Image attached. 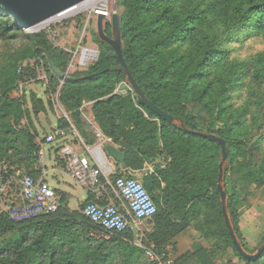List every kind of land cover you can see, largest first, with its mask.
<instances>
[{"label":"trees","instance_id":"16d2710c","mask_svg":"<svg viewBox=\"0 0 264 264\" xmlns=\"http://www.w3.org/2000/svg\"><path fill=\"white\" fill-rule=\"evenodd\" d=\"M118 5L124 10L120 16L123 60L145 98L175 122L164 121L138 103L132 92L115 94L117 86L127 82L126 76L106 71L118 61L114 51L96 36V62L83 75L66 78L61 86L49 75L47 94L58 92L59 103L88 144L92 141L85 137L80 109L92 104L101 133L125 154L126 173H117L112 179H138L135 174H141L138 180L157 206L153 228L144 237L146 243L158 252L174 246V239L196 218L195 229L201 238L214 240L212 249L208 252L197 246L174 264H189L194 257L199 264H214L212 259L228 249L244 264L264 262V250L257 260L248 261L234 248L217 189L220 148L193 134H211L226 143L222 185L227 214L244 252L256 253L264 237L254 249L243 240L240 189L264 186V106L259 108L257 137L248 139L228 101L249 74L264 82V53L250 63H227L228 53L222 45L235 40L237 34L264 35V0H118ZM21 31L0 4V43L17 40ZM104 32L111 37L109 23ZM26 39L34 47L21 59L44 54L60 73L65 72L68 58L62 52L54 55L45 36ZM13 69L15 79L8 83L24 80L23 70ZM26 111L24 103L22 107L7 96L0 100V161L32 174L40 151L39 135ZM25 119L29 130L18 129ZM179 122L191 133L181 129ZM57 126L70 130L64 118L57 120ZM157 157L169 161L166 169L159 171L165 184L161 197L167 209H172L169 213L158 205L160 197L154 192L159 184L145 169ZM59 203L56 213L25 222L0 214V238L19 234L0 246V264H144L143 252L134 245L129 230L112 233L107 240L97 238L104 232L100 227L81 213L69 212L64 199Z\"/></svg>","mask_w":264,"mask_h":264},{"label":"rangeland","instance_id":"374dc122","mask_svg":"<svg viewBox=\"0 0 264 264\" xmlns=\"http://www.w3.org/2000/svg\"><path fill=\"white\" fill-rule=\"evenodd\" d=\"M123 11V8L118 5V0H84L79 3L76 10L70 13L66 11L32 27L21 29L22 35L17 40L0 43V100L7 96L12 101H18L22 107L24 103L27 119L35 130L38 132V127L43 125V128L49 131V125H55L56 119L67 117V114L58 101V92L54 95L47 94L48 76L55 77L61 86L66 78L75 74L83 75L96 62L99 55L93 40L94 36L97 37L98 13L104 15L102 25L105 30L107 23L111 25L112 15H118L120 18ZM30 35L45 36L52 46L54 55L58 57L59 52L66 55L69 63L64 73H60L51 58L44 54L21 59L25 51H30L34 47L26 39V36ZM222 48L228 53L227 63L236 61L250 63L257 55L264 53V35L237 34L235 40L222 45ZM17 67L23 70L24 80L16 79L13 84H9L11 78L15 79L13 68L17 69ZM52 67L63 75L64 79L57 77ZM122 88L125 91L130 89L127 82L123 83ZM229 97L228 104L231 106L234 117L239 118L243 123L244 137L256 139L257 128L261 121L259 108L264 106V82L255 81L249 74L243 79L240 87L230 93ZM28 127L25 119L19 124L18 129L29 130ZM50 134L51 132L41 131L38 137L41 140ZM262 147L264 151V145ZM49 151L46 146L43 160L47 170L45 181L51 188L58 189L54 171H52L55 156ZM30 175L35 179L43 176L39 161ZM8 186V196L6 198L0 196V205L3 204V208L0 207V214H5V206L21 203L17 185L11 181ZM240 191L239 229L243 240L250 249H254L264 237V186H250ZM71 206L72 209L78 208L77 202L71 203ZM152 228L153 224L148 221L140 227V232L130 230L133 239L141 241L140 249L143 252L144 264H151L144 250L151 244L146 243L144 237ZM18 236L17 232H13L0 238V246L10 239H17ZM167 246L173 249V246ZM218 256L221 264H244L233 256L231 249ZM258 264H264V262Z\"/></svg>","mask_w":264,"mask_h":264},{"label":"built area","instance_id":"2783aa9c","mask_svg":"<svg viewBox=\"0 0 264 264\" xmlns=\"http://www.w3.org/2000/svg\"><path fill=\"white\" fill-rule=\"evenodd\" d=\"M123 83L117 86L115 94L125 95L132 92L130 86L128 91L122 88ZM133 93V92H132ZM67 118V117H65ZM63 129H56L38 143L40 151L38 161L41 166V178L35 179L20 168L14 167L6 161H0V196L6 198L9 194L11 181L19 188L21 203H13L5 206V214L14 222H25L40 217L52 215L59 208V200L45 181L47 175L43 163V149L46 145L54 143L62 138ZM98 139L102 136L97 134ZM89 157L79 156L69 147L62 148L65 160V171L79 185L94 189L105 179L107 185L112 189L116 197L123 203L119 207L115 204L99 205L88 203L81 214L94 225L100 227L104 232L97 238L108 239L112 233H123L134 230L140 232V227L151 221L157 213V206L149 193L138 179L121 176L113 181H108V165L100 146L86 148ZM3 208V204L0 205ZM141 241L138 247L141 248ZM145 256L151 264H174V252L170 246H166L158 252L153 244L145 248Z\"/></svg>","mask_w":264,"mask_h":264},{"label":"crops","instance_id":"0c3cea01","mask_svg":"<svg viewBox=\"0 0 264 264\" xmlns=\"http://www.w3.org/2000/svg\"><path fill=\"white\" fill-rule=\"evenodd\" d=\"M91 109H92V104L86 103L82 106V108L80 109V112H81V117L83 121V127H84L83 129H84L85 137L87 136V140L92 141V143L88 144L84 140V138L80 135V133L73 126L72 122L70 121L67 115V118L64 117V119L69 123L70 130H63L64 135L62 138L55 140L54 143L50 145H46L48 146L50 150L49 151L50 154L53 153L55 156V160H54L55 162H54L52 171H54V179H55L58 189H53V188L52 189L54 190L59 201L61 199L65 200V207L71 213H74V212L81 213L83 206L88 201H95L99 205L100 204L101 205L115 204L119 207L123 206V203L116 197L112 189L109 187V185H107L105 179H102L100 186L94 189L86 188L84 186L79 185L77 182H75L68 175V173L65 171V168H64L65 160L63 159V154H62L63 147H69L74 153H76L79 156L89 157L88 153L86 152V148H93L99 145L100 149L103 152L107 165H108L107 180L109 182L113 181L114 179L112 178L117 173H123V174L126 173V170L124 169V167H122L119 163L115 162L113 159H111L106 154L104 150V146L106 144L113 145L118 150L120 149L117 145H114L113 143H111V141L101 133L100 129L95 123ZM57 120L58 119H56V124L53 126L48 124L49 131L45 130L43 128V125L38 127V133L41 131H45L49 133L51 131L58 129ZM97 134H100L102 138L98 139ZM40 141L43 142V139L41 140L39 138L36 139L37 143H39ZM45 147L43 149V152L45 151ZM43 160H44V155H43ZM168 162L169 161H166L163 157L162 158L157 157L155 159H152L150 164H148L145 168L146 171L150 175H153L156 183L159 184V187L156 189L154 193L155 195L160 197L158 200V205L161 207V210L167 213H169L170 210L172 209H167V206L164 204V201L161 197L165 184L160 177L159 171L165 170L168 165ZM135 175L138 179L141 178V174H135ZM73 202H77V207H78L77 209H72L71 203ZM196 223L197 221L195 218L192 220L190 226H188L183 232L178 234V236L174 239L173 241L174 259H177L187 253L192 254L194 252V249L197 246H200L201 248H203L204 250L208 252L211 251L214 240L201 238L200 233L197 231V229H195L194 225ZM133 243L134 245L138 247L139 241H136L134 239ZM215 257H216L215 260L212 259L213 263L221 264V262L219 261V256L217 255ZM189 264H199V263L197 262L196 257H194L192 258V261Z\"/></svg>","mask_w":264,"mask_h":264},{"label":"water","instance_id":"95a60500","mask_svg":"<svg viewBox=\"0 0 264 264\" xmlns=\"http://www.w3.org/2000/svg\"><path fill=\"white\" fill-rule=\"evenodd\" d=\"M84 0H0V4L5 8L8 15L13 19V21L18 24L21 29L32 27L40 22H43L53 16L66 12L76 6L77 4L83 2ZM104 15L98 14V22H97V38L107 44L115 53L118 65L107 69V72H121L126 76V81L129 84L133 94L135 95L138 103L148 108L153 113L157 114L161 119L167 121L169 123H174V119L160 111L156 108L152 103H150L144 96L142 90L139 88L135 80L133 79L129 69L127 68L121 53V34H120V18L118 15H112L111 17V37H107L102 21ZM53 73L64 79V76L61 75L56 69L52 67ZM180 128L186 131L187 133H191L186 130L185 127L179 122ZM197 134L203 138H206L215 144H217L220 148V162L218 164V179H217V189L219 191L220 203L222 207V213L224 216V223L228 234L232 240L233 246L236 251L239 253L241 257L248 261H255L260 256L262 251L264 250V244L260 247L255 254H247L242 249L234 230L230 224L229 217L226 210V194L223 190V167L227 162V151H226V143L214 136V135H205L202 133H193ZM104 150L106 154L113 159L115 162L119 163L122 167H124V152L116 149L113 145L106 144L104 146Z\"/></svg>","mask_w":264,"mask_h":264},{"label":"bare ground","instance_id":"6f19581e","mask_svg":"<svg viewBox=\"0 0 264 264\" xmlns=\"http://www.w3.org/2000/svg\"><path fill=\"white\" fill-rule=\"evenodd\" d=\"M78 5H79V4H77L76 6H74V7H73V8H71L70 10H68L67 12H69V13H70V12H72V11L76 10V9L78 8ZM63 13H64V12H63ZM63 13H62V14H63ZM98 14H102V13H100V12H99Z\"/></svg>","mask_w":264,"mask_h":264}]
</instances>
